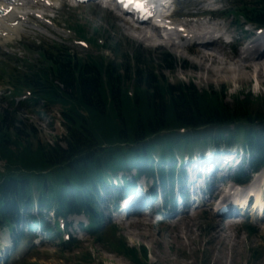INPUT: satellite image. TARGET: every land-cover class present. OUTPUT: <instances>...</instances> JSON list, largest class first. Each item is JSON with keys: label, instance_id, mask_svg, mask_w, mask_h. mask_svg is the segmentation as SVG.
I'll list each match as a JSON object with an SVG mask.
<instances>
[{"label": "trees", "instance_id": "obj_1", "mask_svg": "<svg viewBox=\"0 0 264 264\" xmlns=\"http://www.w3.org/2000/svg\"><path fill=\"white\" fill-rule=\"evenodd\" d=\"M232 12L264 25V0L243 2ZM113 41L109 49L114 60L54 49L41 53L38 66L21 73L18 85L39 89L32 101L33 113L40 114L41 101L42 107L60 108L68 146L63 150L59 144L43 142L39 131L16 111L0 113V162L5 164V172L0 171V215L31 205L33 187L37 186L43 188H38V199L44 204H53L68 187H76L72 191L77 200L86 199L88 190L95 192L108 170L126 168L128 161L139 157L150 160L157 147L145 141L162 132L235 125L237 132L226 137L222 131L218 137L207 131L195 133L197 136L189 132L185 146L193 149L220 140L232 143L241 136L253 153L251 167L264 162L263 96L242 92L230 104L225 90L211 87L207 91L180 81L170 84L165 72L189 66H182L168 53L141 48L131 59L111 45ZM178 141L166 140L170 153L181 147ZM121 143L135 146L123 150ZM247 231L252 235L255 228L248 225ZM95 240L138 264L149 260L145 247H129L115 228L98 234ZM83 259L94 263L88 253Z\"/></svg>", "mask_w": 264, "mask_h": 264}, {"label": "rangeland", "instance_id": "obj_2", "mask_svg": "<svg viewBox=\"0 0 264 264\" xmlns=\"http://www.w3.org/2000/svg\"><path fill=\"white\" fill-rule=\"evenodd\" d=\"M63 17L64 20L69 19L73 24H85L89 28L88 33L97 29L100 37L106 40L113 38L114 42L119 45L116 48L120 47L124 52H135L137 47L153 51L155 54L161 51L160 48L157 49L160 47L158 42L146 39L143 30L125 26L115 15L109 16L97 6L68 7L64 10ZM232 18L235 20L234 17ZM232 18L225 20V23L230 26V31L233 27ZM233 30L236 31V29ZM30 33L35 37L36 33ZM235 34L238 36V32ZM36 38L43 41L46 37L38 34ZM62 40L66 42V45L60 47L61 50H67L80 57L86 55L78 47H74L70 39ZM127 44L130 49H125ZM218 49L219 47L217 49L193 48V50L178 53L175 57L189 68L179 67L174 73L165 72L164 76L170 84L180 81L183 84L192 83L199 89L214 87L220 91L225 90L224 96L230 104L233 103L234 96L240 92L250 91L255 97H264V87L258 88L257 85L252 86L251 83L258 69H260V82L264 81V67L249 70L245 64L239 63L240 59H236V56L240 54L239 49L235 50V60H230V56L228 59L224 58L223 62L219 58L209 60L203 57L205 54L215 53ZM17 51L19 60L13 66H17L20 72H28L32 66L35 67L34 62L40 61L36 54L38 52L33 48L29 51ZM105 54L111 60L116 59L110 51H106ZM234 81L239 84V87L235 86ZM5 88L6 85L0 83V95L5 92L4 90H7L8 94L10 89ZM2 99L5 100L3 97ZM0 108H7V103L0 101ZM26 122H35L43 142L53 146L59 144L63 150L67 149L66 130L58 106L45 108L42 116L33 115ZM209 148L212 149L214 146H209ZM3 165L0 163V168H3ZM262 186L264 187V182ZM261 190L260 188L257 192ZM253 218L255 219V215ZM254 219L250 221L255 227L252 235L247 231L249 222L246 220L244 222L243 218L236 222L220 219L216 217L210 206L196 212L192 219L181 215L179 218L169 219L159 224L157 219H154L135 225L120 224L114 221L113 225L117 227L118 235L127 242L129 247L146 246L149 249L151 255L147 264H264V221ZM73 229H75V224ZM78 237L83 239L80 247L62 250L60 241L59 248L51 243H44L42 249L22 264H87L88 261L83 259V255L87 253L94 260L91 264H138L118 252H113V249L103 243L93 241L89 235L79 234ZM253 251L257 256L253 254Z\"/></svg>", "mask_w": 264, "mask_h": 264}, {"label": "bare ground", "instance_id": "obj_3", "mask_svg": "<svg viewBox=\"0 0 264 264\" xmlns=\"http://www.w3.org/2000/svg\"><path fill=\"white\" fill-rule=\"evenodd\" d=\"M13 12L16 13L15 11H13ZM4 13H5V11L3 10V6H0V14H4ZM14 13H11L9 16L7 15V16L2 18L3 20L0 21V28L2 30L10 29V22L11 21H14V22L19 23V24H22V22H26V19L28 18V14H29V13H25V14H21V15L20 14L16 15ZM16 28L17 27H14V29H16ZM217 52L218 51H215V53L205 54V55H203V57H205L206 59H209V60L210 59L211 60L212 59L213 60H215V59L218 60ZM257 54H259L258 58L254 60L253 59L254 55H257ZM239 63H242L243 65L245 64V67H247L249 70H254L255 68H259V67H262V66L264 67V53H255V52L245 51V55L240 57ZM256 73H257L258 77L260 78V69L256 70ZM260 193H262V191H260L259 194H256L257 195L256 196L257 205L259 203H261V200H262Z\"/></svg>", "mask_w": 264, "mask_h": 264}, {"label": "snow or ice", "instance_id": "obj_4", "mask_svg": "<svg viewBox=\"0 0 264 264\" xmlns=\"http://www.w3.org/2000/svg\"><path fill=\"white\" fill-rule=\"evenodd\" d=\"M138 7H142V5H138Z\"/></svg>", "mask_w": 264, "mask_h": 264}]
</instances>
